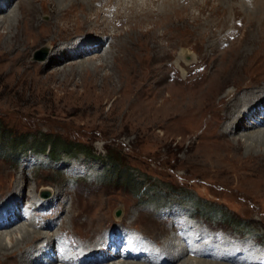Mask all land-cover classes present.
Wrapping results in <instances>:
<instances>
[{
  "label": "rangeland",
  "instance_id": "374dc122",
  "mask_svg": "<svg viewBox=\"0 0 264 264\" xmlns=\"http://www.w3.org/2000/svg\"><path fill=\"white\" fill-rule=\"evenodd\" d=\"M43 1L49 3L44 8ZM55 1H22L18 22L6 20L19 2L10 9L3 4L6 11L0 14V206L8 202L0 223L11 224L1 231L33 229L32 223L44 235L56 236L58 247L43 259L53 253L63 256L59 248L65 246L76 248V264H149L100 261L106 254L96 251L104 245L108 255L115 253L107 235L122 230L136 232L144 241L128 246L121 239L111 241L113 250L125 255L129 249L132 257L159 256L169 241L209 254H217V246L222 254L230 244L234 253L225 260L241 263L239 256L250 253L258 258L264 252V164L255 157L264 149L250 145L264 137V126L247 135L231 130L225 136V111L215 118L228 93L240 99L244 92H264V62L255 71L247 63L229 75L232 64H242L241 54H250L251 38L264 41L263 34L254 32L258 20L253 23L250 17L256 10L252 0H243L247 17L237 16L240 9L228 5L208 16L200 8L204 0H168L178 11L173 22L157 21L161 23L147 28L131 24L138 7L130 9V0H95L93 11L63 12ZM156 32L167 33L159 45L150 39ZM91 40L98 43L93 50V44L83 48L92 50L90 55L76 58L80 54L67 49ZM212 75L218 85L207 92ZM234 101L228 102L233 111ZM54 139L64 143L58 155L49 154L45 145ZM68 143L78 151L70 154ZM116 163L123 177L112 172ZM17 198L28 208L34 205L30 219L14 221L20 204L11 203ZM257 258L253 262L259 264ZM12 259L11 264H29L20 263L19 252ZM187 259L236 264L191 254Z\"/></svg>",
  "mask_w": 264,
  "mask_h": 264
},
{
  "label": "bare ground",
  "instance_id": "6f19581e",
  "mask_svg": "<svg viewBox=\"0 0 264 264\" xmlns=\"http://www.w3.org/2000/svg\"><path fill=\"white\" fill-rule=\"evenodd\" d=\"M22 1H25V0H0V14L2 15L3 12L6 11V9H10L16 2H19L18 4H16V7L13 9V11H9L8 13L10 14H13L14 16L13 17H10L6 20L8 23H10V21H16L18 22L19 21V11L21 9V6L25 3H23ZM30 1V0H29ZM95 0H85V3L79 1V0H58V2L54 3V7L58 10V11H66V10H81V11H84L86 8H88L89 11H93L95 10L94 7H93V2ZM145 1V0H143ZM218 2V5L215 6V4H213V2L215 3ZM235 0H204V2L202 3V6L200 8H203L204 12L208 14V16H212V15H215L217 14L218 12H220V9H224L225 6L228 5V8L229 7H233V10L235 9H240V11H237L235 14L237 16H246V13L243 12L245 11L246 7H247V4L241 0L238 4H235L234 3ZM208 2H212V4H208ZM229 2V3H228ZM251 5L254 7L255 12L250 16L253 20V23L255 22V20L257 19V25H255V29H254V32L256 31V34L260 35V34H263L264 35V0H252L251 1ZM32 3V1L30 2ZM121 3V1H120ZM168 3V0H146L145 3H142V4H139V2H137V0H130V9L134 8V7H138V11L136 13V16H133L132 18L130 17V21H131V24H133V22H135V24H138V25H141L143 26L144 28H147V26H150L151 24H159L161 22H157V21H168V22H173L172 20H174V16L175 14L178 12L175 8V4H172ZM3 4H5L6 6V9L3 8ZM47 4L45 1L42 2V5H43V8H44V5ZM49 4V3H48ZM47 4V5H48ZM124 4V3H123ZM157 4H162L161 7H155L153 9H151L150 11L148 10L149 7H151L152 5H157ZM27 5V4H26ZM30 6L27 7L29 9H33V5L31 4H28ZM52 5V6H53ZM114 5V4H113ZM33 8H32V7ZM40 6V5H39ZM49 7V6H48ZM113 7V6H112ZM111 7V8H112ZM249 7V6H248ZM52 8V7H51ZM120 8V7H119ZM37 9V8H36ZM53 9V8H52ZM104 9V8H103ZM106 9V8H105ZM121 9V8H120ZM180 9H183V10H186L188 11L187 8H180ZM253 9V8H252ZM108 10V9H106ZM110 10V9H109ZM137 10V9H136ZM34 11V9H33ZM32 11V12H33ZM49 11V10H48ZM86 11V10H85ZM249 11V10H248ZM253 11V10H251ZM18 12V13H17ZM31 12V11H30ZM28 12V13H30ZM35 12V11H34ZM33 12V13H34ZM46 12V11H45ZM56 12V11H55ZM79 12V11H78ZM95 12V11H94ZM132 12V11H131ZM18 16H17V14ZM32 13V14H33ZM50 13V12H49ZM76 13V12H75ZM74 13V14H75ZM126 13V12H125ZM182 13V12H181ZM194 13V12H193ZM249 13V12H248ZM6 14V13H5ZM56 14V13H55ZM222 14V13H221ZM26 15V14H25ZM70 15V14H69ZM73 15V13L71 14ZM78 15V14H77ZM81 15V14H80ZM174 15V16H173ZM193 14L191 13L189 16H192ZM33 16V15H32ZM37 16V15H36ZM25 17V16H24ZM27 17V16H26ZM35 17V16H34ZM93 17V16H92ZM95 17V16H94ZM93 17V18H94ZM177 17H180V16H177ZM37 18V17H36ZM53 18V17H52ZM62 18V17H61ZM89 18V17H88ZM109 18V17H108ZM186 18V17H185ZM183 18V19H185ZM21 19V18H20ZM25 19V18H24ZM96 19V18H95ZM182 19V20H183ZM205 19V18H204ZM203 19V20H204ZM209 19V18H208ZM27 20V19H26ZM29 20V19H28ZM32 20V18H31ZM80 20V19H79ZM125 20V19H124ZM251 20V19H250ZM249 20V21H250ZM60 21V20H59ZM122 21V20H121ZM4 22V21H3ZM5 22V23H7ZM5 23H4V26H5ZM13 23V22H12ZM114 23V22H113ZM165 23V22H164ZM1 24V23H0ZM82 24V23H81ZM104 24V23H103ZM130 24V23H129ZM2 25V24H1ZM11 25V24H10ZM80 25V24H79ZM97 25V24H96ZM162 25V24H161ZM12 26V25H11ZM160 26V25H159ZM158 26V27H159ZM170 26V25H169ZM251 26V25H250ZM2 27V26H1ZM129 27V26H128ZM157 27V28H158ZM3 28V27H2ZM73 28V27H72ZM83 28V27H81ZM175 30H176V27H174ZM1 29V28H0ZM85 29V28H84ZM108 29V28H107ZM252 29V28H251ZM76 30V29H74ZM91 30V29H90ZM135 30V29H134ZM102 31V30H101ZM253 31V30H252ZM160 32V31H159ZM62 33V32H61ZM69 33V32H68ZM253 33V32H252ZM10 34V33H9ZM98 34V33H97ZM107 34V33H106ZM151 34V33H150ZM167 34V33H166ZM166 34H163V35H157V32L154 33L153 35L151 34L150 35V39L154 41V44L156 45H159L161 44L160 40L162 38L165 37ZM102 35V34H101ZM110 35V34H109ZM251 36V35H250ZM11 37V36H10ZM256 37H253V38H249L250 41L249 43L247 42V44H249V48H248V51L250 49V54H244L242 53L241 56L239 57V60H242L240 62H242L241 65H237V64H232V69L229 67V69H231L230 71V76L233 75L232 71H234V74L237 75L238 72L246 66V64L248 63L249 65H247L249 71H253L254 68L256 66L259 65L260 62H264V41L263 39H261V37L259 36ZM264 37V36H263ZM17 38V35L14 36L13 38H11V40H15ZM69 38V37H68ZM167 38V37H166ZM182 38V37H181ZM1 39V38H0ZM19 39V38H18ZM105 39L108 41L107 37H105ZM140 38L138 37L137 40H139ZM105 40V41H106ZM128 40V39H127ZM131 40V39H130ZM133 40H135L133 38ZM175 40V39H174ZM16 41V40H15ZM96 40H91L89 41L90 43H74V44H71L72 47H75L76 49L70 47L67 49H69V51L71 52V54H74V53H79L80 55L77 56L76 58H79V57H82V56H86V55H90V54H87V52H91L93 50V46L95 44H98L95 42ZM104 40H102V43ZM248 41V40H247ZM127 42V41H126ZM25 44V41L23 39V42ZM10 44V43H9ZM90 44H93L92 45V50H85L83 49L85 47V45H90ZM153 44V45H154ZM101 45V44H100ZM246 45V44H245ZM109 47H110V42H109ZM57 49L60 48V46L56 47ZM63 48V47H62ZM100 48V47H98ZM4 49V48H3ZM74 49V50H73ZM242 49V48H241ZM55 50V49H54ZM62 51V49L60 50ZM241 51V50H240ZM244 52H247L244 51ZM93 53V51L91 52ZM116 53V52H115ZM84 54V55H83ZM50 57V56H49ZM125 57V56H124ZM150 58V57H149ZM126 59V58H125ZM146 59V58H145ZM150 60V59H149ZM234 60V59H233ZM238 60V61H239ZM148 62V61H147ZM150 62V61H149ZM136 63V62H135ZM138 63V62H137ZM136 63V64H137ZM146 63V62H145ZM135 64V65H136ZM147 64V63H146ZM239 64V63H238ZM126 65V64H125ZM145 65V64H144ZM264 64H262L261 66H263ZM129 66V65H128ZM231 66V65H230ZM139 67L140 64H139ZM148 67V66H147ZM264 67V66H263ZM151 68V67H150ZM132 69V68H131ZM139 69V68H138ZM133 70V69H132ZM135 70V69H134ZM133 70V71H134ZM143 70V69H142ZM128 71V70H127ZM138 71V70H137ZM248 71V70H247ZM255 71V70H254ZM129 73V72H128ZM219 73L218 69L213 73L215 76ZM229 73V72H228ZM241 73V72H240ZM239 73V74H240ZM134 74V73H133ZM247 74V73H246ZM130 75V74H129ZM214 75H212V77L209 79V81L207 83H209L207 85V87L205 88V90L208 92L209 90L210 91H213L214 87L217 88V85L216 82H213L214 81ZM242 75V74H240ZM227 76V75H226ZM225 76V77H226ZM233 77V76H232ZM243 76H241L240 78H242ZM229 78V76H228ZM262 78V77H261ZM238 79V78H237ZM256 79V78H255ZM246 80V79H245ZM249 80V79H248ZM247 80V81H248ZM258 80V79H257ZM260 80V79H259ZM263 80V79H262ZM243 81V80H242ZM233 82V81H232ZM260 82V81H259ZM244 83V82H243ZM256 84V83H255ZM261 84V83H260ZM252 85V84H251ZM259 85V84H258ZM237 86V85H236ZM253 86V85H252ZM222 87V86H221ZM257 87V86H256ZM251 88V87H250ZM212 89V90H211ZM243 90H248V87L246 89L243 88ZM253 90V89H252ZM206 92V93H207ZM243 93V92H242ZM163 94V93H162ZM240 94V93H239ZM195 94H193L192 96H190L191 98L189 99H193L192 97H194ZM237 96V94H236ZM240 96V95H239ZM223 98V97H222ZM238 98V97H237ZM234 100L237 102V109L235 111L232 110V108L230 109V104L228 102H230L231 100ZM234 101V102H235ZM233 102V101H232ZM231 102V103H232ZM221 104V103H220ZM236 104V103H235ZM216 108V107H215ZM229 108V109H228ZM234 108V107H233ZM205 110V109H204ZM230 110V111H228ZM245 110V111H244ZM203 111V110H202ZM221 114L220 116L219 115H215V118L218 119L222 117V114L225 113V117H226V126H225V136L228 135V133L231 132V130H236L235 134H238L239 132H241L240 134H244V135H247L245 133H253V128H259V126H264V92H260V91H254V92H249V93H246L244 92V94H242V97L240 99H236L235 98V95L234 93H228L227 94V97H226V103L223 105V107L221 108ZM225 111V112H224ZM205 112V111H204ZM202 112V113H204ZM224 112V113H223ZM230 112V113H229ZM202 116V115H201ZM218 117V118H217ZM213 118V117H212ZM258 118V119H257ZM223 122V121H222ZM220 122V124L222 123ZM210 126V125H209ZM239 130V131H238ZM223 132V131H222ZM219 133V132H217ZM232 133V132H231ZM254 133H260V132H254ZM262 134H264V131L261 132ZM234 134V133H233ZM252 135V134H251ZM225 136H223L225 138ZM230 136V135H229ZM228 136V137H229ZM256 136V135H255ZM222 137V138H223ZM240 137V135H239ZM233 138V137H232ZM258 138V137H257ZM237 139V138H236ZM226 140V138H225ZM232 140V139H231ZM224 141V140H222ZM228 141V140H227ZM235 141V140H234ZM221 142V141H220ZM225 142V141H224ZM241 142V141H240ZM245 142V141H244ZM239 143V142H238ZM239 146V145H238ZM253 148V147H258V148H261V149H264V137H262L261 139H258V140H253L251 145H250V148ZM249 151V150H248ZM257 154V153H255ZM252 158V157H250ZM257 160H260V162H262V164H264V153H262L261 155H257L255 157ZM21 184V180H20V183ZM19 187V186H18ZM46 199L50 198V197H45ZM77 200V199H76ZM84 201V200H82ZM108 201V200H107ZM13 202L14 203H11L12 205H19L20 204V201L17 199H13ZM77 202V201H76ZM91 203V202H90ZM89 205V204H88ZM103 205V204H102ZM7 204L4 206V209L6 208ZM81 207V206H80ZM101 207V206H100ZM79 208V207H78ZM88 208V206H87ZM18 209V208H17ZM77 209V208H76ZM96 209V208H95ZM99 209V208H98ZM102 209V208H101ZM85 211V210H84ZM3 211H0V219H4L5 215H6V212H3ZM71 212V211H70ZM103 212V211H102ZM82 213V212H81ZM80 213V214H81ZM15 215H16V218L14 221H16V219H19L20 221L21 220H24L23 216L18 213L17 211L15 212ZM73 215V214H72ZM72 215H69L72 216ZM101 216L102 218H107L106 217V214H101L99 215ZM78 218V217H77ZM13 221V223H15ZM71 221V220H70ZM77 221V220H76ZM80 222V221H79ZM76 223V222H75ZM110 223V222H109ZM30 227L33 226V229H29V228H26V227H18L15 231H11V232H3L1 231L2 229L4 228H7L9 227V225H11L10 223L9 224H6L4 225V222L1 223L0 225V264H11L14 263L13 261L16 259H12L14 258V255L15 253H18L21 255V260H20V263H29V264H32V263H36V262H45L47 261L48 264H52V263H55V262H62V263H65V264H76L74 261H72V257L74 256V253L73 251H75V249H71L72 253L71 254H68V256H56L54 255L53 253V257L51 258H45L43 259L44 255H46V253L49 251L50 252H54V246L57 245L56 247H58V244H56V242L54 243L55 241V237L54 235H52L51 237H49L48 235H44L40 230H36L34 228V225H32V223H29ZM39 225V224H38ZM88 225V223H86V226ZM93 225V224H91ZM27 226V225H26ZM95 226V225H94ZM39 227V226H38ZM85 227V225H84ZM106 227V226H105ZM87 228V227H85ZM90 228V227H89ZM92 228V227H91ZM101 228V227H100ZM192 228V227H191ZM99 229V228H98ZM193 229V228H192ZM100 230V229H99ZM99 232V231H98ZM103 232V231H102ZM98 234V233H97ZM197 235V233H196ZM195 235V237H196ZM7 236H9V243H7ZM100 236V235H99ZM193 237V236H192ZM183 239V238H182ZM206 239V238H205ZM204 239V240H205ZM199 240V239H198ZM181 241V240H180ZM191 241V240H190ZM208 241V240H207ZM206 241V242H207ZM212 241L213 239L210 240V243L212 245ZM215 241V240H214ZM115 242V241H114ZM187 242V241H186ZM185 242V243H186ZM202 242V241H201ZM205 242V243H206ZM88 243V242H87ZM120 243V242H119ZM182 243V242H181ZM169 244V241H167V243H165V248L163 249L164 251L161 250L162 253L159 252V256L157 254H153L154 257H149V258H146V257H143L142 255H138V254H135L136 256L135 257H132V255L129 254L128 250L125 249L128 253L123 255V254H120L118 251L114 254H111V255H108L107 253V248H106V245H102L103 247L98 249L96 251V253H103L104 255L106 254V257L104 258H101L100 261L102 263H105V262H109V261H112L114 260L115 258H119V259H122L123 260H133V261H143V262H146V263H149V264H194L192 263L189 259L187 260H184V258L186 257V255L188 254H191L192 256H197L199 258H211V259H214V260H220V261H230V262H234L236 264H249V263H245V262H250L249 259H244L243 262H238L236 261V259H233V258H230V259H224V256H227V255H230L232 253H234V249H232V247H230V244H228L226 247H225V250L223 251L222 254H219L220 253V248L219 246H217V251L216 253L217 254H209L207 252H199V251H194L192 250L191 248H188L187 246L184 247L182 246V244ZM184 243V242H183ZM204 243V244H205ZM209 243V242H207ZM214 244V243H213ZM127 246L129 244H126ZM221 246H224V244H221ZM94 246V245H93ZM120 246V244H119ZM96 247V246H95ZM101 247V246H100ZM146 247V246H145ZM211 247V246H210ZM215 247V246H214ZM213 247V248H214ZM88 248V247H87ZM148 248V247H146ZM141 249V248H140ZM150 249V248H149ZM208 249V248H207ZM210 249V248H209ZM95 250V249H94ZM147 250V249H146ZM237 250V249H236ZM47 251V252H46ZM93 251V250H92ZM166 251V252H165ZM247 251V250H246ZM141 252V251H140ZM158 252V251H157ZM126 253V252H125ZM156 253V252H155ZM252 258L256 259L257 257L254 256L252 253H250V255ZM233 257V256H232ZM19 258V257H18ZM17 258V259H18ZM106 258V261H103L104 259ZM16 259L15 263L18 262ZM99 259V258H98ZM118 259V260H119ZM258 259V258H257ZM4 261V263H2ZM196 263L195 264H219V263H213V262H207V261H203V260H197L195 261ZM98 263V261H94L93 264H96ZM108 264V263H107ZM123 264H141V263H134V262H127L125 261V263ZM251 264H257L255 262L252 261Z\"/></svg>",
  "mask_w": 264,
  "mask_h": 264
},
{
  "label": "trees",
  "instance_id": "16d2710c",
  "mask_svg": "<svg viewBox=\"0 0 264 264\" xmlns=\"http://www.w3.org/2000/svg\"><path fill=\"white\" fill-rule=\"evenodd\" d=\"M45 145H47V146H49L51 148L50 151H49V154L58 155L60 153V151H59L60 146L64 145V143H62L59 139H54L52 142H49V144H45ZM67 148H72V149H70V151H68L70 154L72 152H74V150L76 152L78 151L76 144L72 145V144L68 143ZM112 172L114 174H116V176L118 178L123 177L122 174H121L123 172H120L119 165L117 163L113 165ZM113 177H114V175H113ZM128 181H130V179H128ZM205 216H206V214H205Z\"/></svg>",
  "mask_w": 264,
  "mask_h": 264
},
{
  "label": "water",
  "instance_id": "95a60500",
  "mask_svg": "<svg viewBox=\"0 0 264 264\" xmlns=\"http://www.w3.org/2000/svg\"><path fill=\"white\" fill-rule=\"evenodd\" d=\"M119 215H120V213H119Z\"/></svg>",
  "mask_w": 264,
  "mask_h": 264
}]
</instances>
